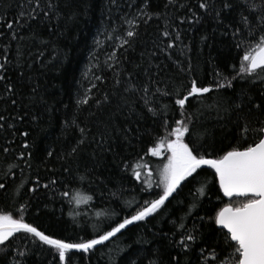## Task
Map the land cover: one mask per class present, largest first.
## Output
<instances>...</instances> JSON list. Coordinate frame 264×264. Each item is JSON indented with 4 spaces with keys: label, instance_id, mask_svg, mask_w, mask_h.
<instances>
[{
    "label": "trees",
    "instance_id": "1",
    "mask_svg": "<svg viewBox=\"0 0 264 264\" xmlns=\"http://www.w3.org/2000/svg\"><path fill=\"white\" fill-rule=\"evenodd\" d=\"M206 2L208 9L199 7L200 0H52L56 7L45 17L47 0H40L42 11L32 19L21 13L30 11L34 0L31 6L29 0H0V62L8 60L0 81V115L6 117L0 121V183L7 186L0 190V210L19 218L20 204L27 203L26 222L69 242L92 239L134 214L161 192L156 184L168 153L152 156L148 149L181 118L176 94L193 79L212 87L189 98L184 110L190 130L201 134V151L216 158L252 142V135L242 138L241 127L255 128L264 120V72L237 76L241 58L259 36L258 30L250 35L240 17L248 16L255 29L264 8L251 14L245 0H229L231 9H222L223 0ZM252 2L264 5V0ZM132 18L136 35L127 38L125 21ZM236 28L241 31L234 37ZM122 38L130 43L124 45ZM169 43L174 46L166 47ZM129 81L137 88L149 85L147 105L142 91H125ZM9 83L14 93L5 92ZM81 128L84 142L78 144ZM193 139L186 134V142ZM73 147L77 151L69 155ZM149 169L150 188L143 183ZM5 172L10 174L5 177ZM37 178L40 187L30 193ZM202 185L206 195L198 196L189 213V192L196 194ZM75 193L91 199L77 204ZM242 199L224 197L213 170L203 167L159 214L127 226L87 253L71 250L67 264H220L233 249L209 217ZM185 232L196 236L188 249L178 245ZM21 235L13 244L29 249L26 264H52L54 249ZM212 251L218 259L211 258ZM3 256L0 264H5ZM55 264H60L58 256Z\"/></svg>",
    "mask_w": 264,
    "mask_h": 264
},
{
    "label": "snow or ice",
    "instance_id": "2",
    "mask_svg": "<svg viewBox=\"0 0 264 264\" xmlns=\"http://www.w3.org/2000/svg\"><path fill=\"white\" fill-rule=\"evenodd\" d=\"M29 3L31 6L33 0H29ZM245 6L251 14H254L260 8H264V5H257L252 0H245ZM55 7L52 0H47L48 11H44V16L47 17L49 12L53 11ZM199 7L208 9L209 4L206 0H200ZM232 7L233 5L229 0H223L222 9H231ZM38 9L42 11L40 0H34V6L30 7V11L22 12L21 16L27 15L29 18L35 19L38 15ZM216 16L219 18V11L216 12ZM240 20L248 27L250 35L258 30L259 36L241 58L237 76H241V74L255 76L258 70L264 72V13L257 16L255 29L252 27L248 16L242 14ZM125 22L130 26L125 36L133 38L136 35L135 25L137 21L135 18H132ZM7 27L8 29H12V23L9 22ZM240 31V28H236L233 36L235 37L236 33ZM163 35L167 37L170 33L164 31ZM12 38H16L15 32L12 33ZM127 38H122L124 45L130 43V39ZM173 46V43H169L166 47L171 48ZM237 47H239V44ZM7 65L8 60L7 56H5L3 62H0V81L6 78L4 73L7 70ZM153 83L155 82L153 81ZM226 83L228 86H231L230 80L226 81ZM216 87L220 88L224 87V85L217 83ZM130 89L142 91L145 94L142 98L145 100V104H148L147 96L150 92L148 84L137 88L136 85L129 81V87L125 91H129ZM14 91L15 89L10 83L5 88L6 93H14ZM157 91H159L158 88ZM210 91H212L211 86H198L197 81L193 79L185 92L177 93L178 98L175 99L174 104L181 110V118L175 120V126L171 128L170 132L166 133L165 137L157 140L155 146L148 149L152 156H162L165 152L168 153L166 163L159 170V181L156 187L161 188V192L156 194V198L145 200L134 214L125 216L119 223H115V226H111L110 230L104 231L102 234L97 232L94 238L81 239L80 242H69L65 239L54 238L52 235H47L44 231H41L34 224L26 222L24 213L28 211L27 203L20 204L19 218H15L11 213L0 210V253L4 254L5 264H26L29 249L27 246L22 247L19 244H13V241L17 238V234H22L20 237L22 240H27L30 237L31 243L35 244L39 241L43 245L54 249L55 255L53 256L52 264H55L57 256L60 264H67L68 253L71 250L75 249L87 253L95 246L109 241L122 230L126 229L127 226L133 225L134 222L144 221L153 214H159L166 207V202L170 198H173L174 195H178L179 191L185 183L189 182L190 178L195 179L204 166L213 170L214 180L218 184V191L224 197L243 198L235 206L231 203L225 204L215 213L214 217H209V220H212L221 230L226 229L224 233L225 243L229 248L233 249L230 256L221 260L220 264H264V120L259 121L258 126L255 128H249L247 123L241 127L242 138H246L249 135L254 137L251 143H247V146L232 147L230 150L223 152L222 155L212 158L211 153L201 151L204 146L197 143L201 134L190 130V118H186L184 111L189 98L200 97ZM168 94L165 93V95ZM83 102L86 103L87 100L85 99ZM15 103L16 101L12 100V104L15 105ZM100 103L101 101L98 100L97 104ZM125 103H127V100H125ZM255 107L260 108L261 105L257 104ZM148 110L155 111L152 108ZM0 121H6V117L0 115ZM0 127H3V124H0ZM167 127L168 125L165 124V128ZM80 132L82 139L78 144L84 142L85 129L81 128ZM186 134L195 137V139L191 140V142H186ZM23 135L27 136L28 134L23 133ZM24 147L27 148L28 145L25 144ZM77 147H73L69 155L76 153ZM3 151L8 153L10 149L5 148ZM24 155L25 153L23 152L19 154L20 158H23ZM28 156L30 157L31 153H28ZM48 156H52V152H48ZM9 166L11 167V165ZM139 167L137 165V168ZM144 167H147V165H144ZM65 171H68V169H65ZM9 174V172L4 173L5 177ZM134 175L137 180H141L142 172L140 170H136ZM151 177L152 171L149 169L146 173V178L143 180V183L149 188L152 187ZM80 179L84 180L85 177L81 176ZM50 183H55V181H51ZM206 183L207 181H205ZM48 186L45 184L43 187L47 188ZM39 187L40 182L37 178L36 186L29 188L28 191L34 193ZM22 188L23 182L17 187V194L21 193ZM6 189V184L0 183V190L6 191ZM189 195L193 197V204L189 206L190 213L192 207L196 206L199 202L198 196L206 195L205 187L202 185L196 189V194L190 191ZM63 196L67 197L69 193L64 192ZM73 199L77 204H80L90 200L91 197L75 193ZM97 214L100 215V213ZM183 227L184 225L181 223L180 228L183 229ZM195 240L196 236L191 232H185L181 235L178 245L183 249H188L190 242ZM9 252H11L10 259H8ZM210 256L213 260L218 259L214 251L210 253ZM176 264H179V261Z\"/></svg>",
    "mask_w": 264,
    "mask_h": 264
},
{
    "label": "water",
    "instance_id": "3",
    "mask_svg": "<svg viewBox=\"0 0 264 264\" xmlns=\"http://www.w3.org/2000/svg\"><path fill=\"white\" fill-rule=\"evenodd\" d=\"M204 167H207V166H204ZM208 168V167H207ZM228 198V197H227ZM233 198V197H232ZM238 198V197H237ZM242 198V197H241ZM135 223V222H134ZM130 226V225H129ZM218 228H220L218 225H217ZM226 232V229L224 230ZM98 246V245H97ZM96 247V246H95ZM75 250V249H73Z\"/></svg>",
    "mask_w": 264,
    "mask_h": 264
},
{
    "label": "rangeland",
    "instance_id": "4",
    "mask_svg": "<svg viewBox=\"0 0 264 264\" xmlns=\"http://www.w3.org/2000/svg\"><path fill=\"white\" fill-rule=\"evenodd\" d=\"M108 35V34H107ZM107 35L105 37H107ZM104 41V40H103Z\"/></svg>",
    "mask_w": 264,
    "mask_h": 264
}]
</instances>
